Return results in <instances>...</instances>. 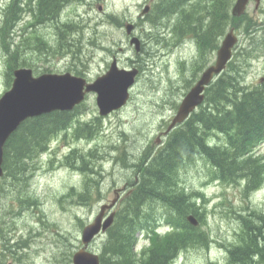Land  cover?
I'll use <instances>...</instances> for the list:
<instances>
[{
    "label": "rangeland",
    "instance_id": "1",
    "mask_svg": "<svg viewBox=\"0 0 264 264\" xmlns=\"http://www.w3.org/2000/svg\"><path fill=\"white\" fill-rule=\"evenodd\" d=\"M144 1L64 0L55 18L51 19L38 16V0H0V96L12 85L13 79L10 84L8 82L9 73L13 76L14 71L9 69L10 64L12 67L16 65L15 68L31 67L36 73L71 71L78 74L80 71L86 73L88 80L105 73L115 59L119 68H137L139 71L130 88L127 104L109 115H99L95 93L87 95L76 119L91 122L101 117L96 120L102 123L101 134L76 139L72 131L63 132L47 152L32 161L37 168L31 165L23 172L27 179L20 186L14 185L8 176L0 179V264H74V253L84 246L83 228L94 221L101 204L113 199L115 188L127 185L126 180L134 177L132 167L127 168L123 160L118 164L112 156L127 151L134 161L144 148H159L166 140L164 131L176 114L175 108L186 90L200 77L202 63L208 65L216 59V50L203 58L197 39H191V36L182 37L174 47L158 45L156 25L150 20L137 21V33L145 42L143 49L137 50L136 45L125 37L123 26L125 20L137 18ZM11 4L19 18L10 30L3 33L5 10ZM247 13L257 21L256 27L264 29V0L258 6L252 0ZM163 19L159 25L166 24L168 30H173L172 19ZM167 28H162L160 34L165 35ZM73 31H78L79 35L75 34V41L72 39L76 45L69 43ZM235 33L239 36L235 49L238 52L250 38L238 28ZM177 36L179 34L173 30V37L176 39ZM4 39L10 41L16 57H8ZM261 40L257 38V42ZM248 59L243 60L242 79L246 84L256 85L264 78V50ZM190 75L193 82L191 80L189 87L183 89ZM214 137L219 139L216 135ZM73 148L78 152L89 151L86 154L90 165L97 172H84L66 164L65 156ZM91 150L93 154H90ZM257 154L264 160V143L258 147ZM211 171L212 165L201 156L180 171L186 189L198 190L203 196L198 203H203L201 210L205 224L202 226L209 233L210 244L182 250L173 264H228V249L239 243L244 226L247 227L245 219H252L250 224H254L253 227L255 224L264 227V182L259 189L245 196L242 184L220 181L212 176ZM93 175L98 179L96 182L92 180ZM85 187L93 190L87 203L81 200ZM18 197L32 199L35 205L27 206ZM162 212L163 209L159 208L158 215L161 216ZM170 228L161 221L155 229L164 237ZM104 236L105 233L99 235L89 250L100 254ZM137 236L136 250L140 252L143 247L150 246L147 232H138ZM257 264H264V259Z\"/></svg>",
    "mask_w": 264,
    "mask_h": 264
},
{
    "label": "trees",
    "instance_id": "2",
    "mask_svg": "<svg viewBox=\"0 0 264 264\" xmlns=\"http://www.w3.org/2000/svg\"><path fill=\"white\" fill-rule=\"evenodd\" d=\"M235 1L159 0L150 13L153 24H159L165 17L171 20L176 15L171 20V29L179 34L176 39L182 36L197 39L203 58L219 47L220 37L229 29L238 28L250 39L235 52L236 58L229 62L226 71L207 88L204 105L170 132L159 148H144L134 161H131L127 151L112 156V160L117 159L118 164L123 160L127 168L132 167L134 177L126 181L129 184L127 188H131L124 193L123 199L121 197L122 201L119 200L114 223L105 233L100 253L101 264H173L182 250L210 244L209 233L201 226L205 215L198 200L203 196L198 190L188 191L180 179V171L194 163L199 156L212 165L214 178L225 183L242 184L245 196L262 186L264 160L257 154V149L264 143V81L256 85L244 83L242 60L264 50V29L256 27L257 21L247 12L239 17L234 16L232 7ZM63 2L38 0V16L54 19ZM5 11L3 33L10 30L19 18L12 4ZM163 27L167 28L166 25ZM169 31L166 35H156L155 40L161 44L174 43L173 31ZM257 38L262 40L257 42ZM206 40L209 42L206 43ZM4 48L9 58L16 57L8 39H4ZM205 66L202 63V69ZM9 67L14 70L16 65L12 67L10 64ZM12 79L10 72L9 84ZM83 106L79 105L72 111L55 110L29 118L13 132L5 146L4 169L5 176L10 177L14 185L20 186L25 182L27 176L23 172L31 165L37 168L32 163L33 159L47 152L63 132L72 131L76 139L92 138L103 132L102 123L96 121L101 117L91 122L76 119ZM86 153L73 148L65 156V163L84 172L94 170ZM90 154H93V150ZM93 179L95 182L98 180ZM92 191L85 187L81 192L82 202H88ZM98 191L100 194L99 187ZM18 198L27 206L35 205L32 199ZM159 208L163 209L161 216L158 215ZM187 214H195L200 225L194 226L186 220ZM161 221L171 227L164 237L155 229ZM251 221L250 218L245 219L247 227L242 239L228 249V264H257L264 259V227L256 224L253 227ZM138 232H148V236H151L150 246L140 252L136 250Z\"/></svg>",
    "mask_w": 264,
    "mask_h": 264
},
{
    "label": "water",
    "instance_id": "3",
    "mask_svg": "<svg viewBox=\"0 0 264 264\" xmlns=\"http://www.w3.org/2000/svg\"><path fill=\"white\" fill-rule=\"evenodd\" d=\"M251 0H236L232 8L234 16L245 13ZM257 5L261 0H255ZM146 11V10H145ZM128 33L134 24L126 25ZM238 37L231 29L222 41L217 52V60L202 73L200 79L184 96L178 111L168 126L165 134H169L176 126L183 123L191 113L205 100V90L214 78L221 74L233 56ZM131 43L141 49V41L134 36ZM138 69L119 68L116 59L109 70L97 77L93 82L86 78L67 73H43L35 76L31 68L21 67L14 71L12 86L0 97V178L4 175L5 145L10 136L30 117H37L55 110L71 111L85 100L87 93H97L99 113L106 116L125 106L130 98V88L136 81ZM125 190V187H124ZM123 188L115 190L116 196L108 203L101 205L93 222L87 224L82 231L84 246L73 255L74 264H101L100 255L89 250L98 235L106 232L115 220V208ZM111 212L106 216V211ZM188 221L199 225L194 214L187 216Z\"/></svg>",
    "mask_w": 264,
    "mask_h": 264
},
{
    "label": "bare ground",
    "instance_id": "4",
    "mask_svg": "<svg viewBox=\"0 0 264 264\" xmlns=\"http://www.w3.org/2000/svg\"><path fill=\"white\" fill-rule=\"evenodd\" d=\"M183 4H184V3H183ZM186 5H187V4H186ZM183 7H184V6H183ZM161 8H162V7H161ZM181 8H182V7H181ZM181 8H180V9H181ZM174 9H175V8H174ZM176 10H177V9H176ZM182 10H183V9H182ZM176 13H177V12H176ZM175 16H176V15H175ZM177 16H178V15H177ZM151 17H152V16H151ZM172 17H173V16H172ZM167 18H168V17H167ZM173 19H175V18H173ZM163 20H164V19H163ZM166 20L168 21L169 18L166 19ZM166 20H165V21H166ZM165 21H163V22H165ZM68 23H69V22H68ZM151 23H152V22H151ZM168 23H169V22H168ZM145 24H146V23H145ZM148 24H149V23H148ZM67 25H68V24H67ZM69 25H70V24H69ZM154 25H156V33H155V34H157V35H162V34H159V31H160V33H163V32H161V29L164 28V27H162L163 23H162L161 26H160L159 24H154ZM165 25H166V24H165ZM163 26H164V25H163ZM150 27H151V26H150ZM161 27H162V28H161ZM149 29H150V28H149ZM151 29H152V28H151ZM159 29H160V30H159ZM154 30H155V29H154ZM163 30H164V29H163ZM172 31H173V30H171V32H172ZM73 32H74V31H73ZM169 32H170V31H169L168 28H167V33H169ZM74 33H75V32H74ZM153 33H154V31H153ZM72 34H73V33H72ZM76 34H77V33H76ZM81 34H82V33H81ZM77 35H78V34H77ZM165 35H166V34H165ZM168 36H169V34H167V37H168ZM73 37H74V36H73ZM78 37H79V35H78ZM80 37H82V35H80ZM182 37H185V36H182ZM182 37L178 38L177 41L175 40L174 43H163V44H161V43H157V44H158V45H163L164 47H168V46H172V47H174V46H177V45H178V43H179V41H181V38H182ZM75 40H76V38H75ZM75 40H74V41H75ZM145 40H146V39H145ZM183 40H184V39H183ZM183 40H182V41H183ZM146 41H147V40H146ZM80 42H81V40H80L78 43H80ZM122 42H123V41H122ZM122 42H121V43H122ZM250 42H251V41H250ZM115 43H116V42H115ZM119 43H120V42H119ZM119 43H118V44H119ZM248 43H249V42H248ZM76 44H77V43H76ZM76 44H74V45H76ZM74 45H72V46H74ZM70 46H71V45H70ZM121 46H122V44H121ZM249 46H250V45H249ZM71 48L74 49V47H71ZM113 48H114V47H113ZM73 49H71V50L73 51ZM109 49H111V48H109ZM115 49H116V48H115ZM117 49H118V48H117ZM122 49H123V48H122ZM248 49H249V47H248ZM119 50H120V49H119ZM75 51H77V50H75ZM78 51H79V49H78ZM109 52H111V51H109ZM243 52H244V51H243ZM113 53H114V51H113ZM113 53H111V54H113ZM58 55H59V54H58ZM58 55H57V56H58ZM61 56H62V55H61ZM242 61H243V60H242ZM248 61H249V59L247 60V62H248ZM241 63H242V62H241ZM241 63H240V64H241ZM249 63H251V62H249ZM243 64H244V63H243ZM206 66H207V65H206ZM240 66H242V65H240ZM244 67H245V66H244ZM244 70H245V69H244ZM195 71H198V69L195 70ZM245 71H246V70H245ZM243 72H244V71H243ZM190 76H191V75H190ZM194 77H195V76H194ZM192 78H193V76H191V77H189L188 79L185 80V86H184L183 89H186V88L189 87L188 85H189L190 81L192 80ZM217 79H218V78H217ZM246 79H247V78H246ZM248 81H249V80H248ZM192 82H193V80H192ZM187 90H188V89H187ZM187 90H186V92H187ZM184 91H185V90H184ZM206 92H207V91H206ZM182 93H183V92H182ZM206 94H207V93H206ZM181 95H182V94H181ZM179 96H180V95H179ZM206 97H207V96H206ZM182 98H183V97H182ZM177 99H178V98H177ZM215 99H216V98H215ZM175 101H176V100H175ZM175 101H173V103H174ZM203 105H204V104H203ZM175 109H177V108H175ZM198 110H199V109H198ZM102 129H103V128H102ZM102 129H101V130H102ZM100 134H101V133H100ZM209 134H210V133H209ZM161 139H162V138H161ZM163 141H164V140H163ZM114 144H115V143H114ZM119 144H120V143H119ZM116 145H117V143H116ZM166 146H167V145H166ZM170 149H171V148H170ZM131 159H132V157H131ZM33 160H34V159H33ZM30 161H31V160H30ZM92 161H93V160H92ZM115 161H116V160H115ZM93 162H94V161H93ZM95 163H96V162H95ZM162 163H163V162H162ZM71 164H72V163H71ZM154 164H155V163H154ZM72 165H73V164H72ZM95 165H96V164H95ZM87 166H88V165H87ZM74 167H75V166H74ZM91 167H92V166H91ZM157 168H158V167H157ZM129 169H130V168H129ZM162 169H163V168H162ZM90 170H91V169H90ZM87 172H88V170H87ZM89 173H91V172H89ZM103 174H104V173H103ZM154 174H155V173H154ZM26 175H27V174H26ZM26 175H25V176H26ZM102 176H103V175H102ZM94 177H95V176L93 175V178H94ZM127 179H128V178H127ZM93 180H94V179H93ZM135 180H136V179H135ZM99 181H100V180H99ZM126 181H128V180H126ZM124 182H125V181H124ZM99 183H100V182H99ZM93 185H94V184H93ZM117 185H118V184H117ZM122 185H123V182H122ZM127 185L129 186V184H127ZM106 186H107V185H106ZM106 186H105V187H106ZM120 186H121V185H120ZM98 187H99V186H98ZM118 187H119V186H118ZM101 188H102V187H101ZM106 188H107V187H106ZM130 188H131V187H130ZM130 188H129V189H130ZM129 189H128L127 191H129ZM97 192H98V191H97ZM102 192L104 193L105 191H102ZM123 195H124V194H123ZM89 198H90V197H89ZM249 199H250V198H249ZM198 201H199V200H198ZM197 204H198V203H197ZM202 204H203V203H202ZM202 204H201V205H202ZM133 206H134V205H133ZM203 206H204V205H203ZM25 209H27V208H25ZM27 211H29V210H27ZM130 213H131V212H130ZM187 215H188V214H187ZM194 215H195V214H194ZM237 215H238V214H236V216H237ZM238 216H239V215H238ZM144 217H145V216H144ZM125 218H126V217H125ZM237 218H238V217H237ZM128 219H129V218H128ZM160 220H161V219H160ZM186 220H187V219H186ZM237 220H240V219H237ZM126 221H127V220H126ZM154 222H155V221H154ZM166 222H168V221H166ZM113 223H114V222H113ZM202 223H204V221H203ZM239 223L241 224V222H239ZM204 224H205V223H204ZM160 225H161V224H160ZM160 225H159V226H160ZM163 225H164V224H163ZM152 226H154V225H152ZM156 226H157V224H156ZM168 226H169V224H168ZM201 226H202V225H201ZM243 226H244V225H243ZM244 227H246V226H244ZM155 228H156V227H155ZM165 228H166V227H165ZM165 228H164V229H165ZM134 229H135V228H134ZM148 229H149V228H148ZM150 229H151V228H150ZM153 229H154V227H153ZM170 229H171V228H170ZM241 229H242V228H241ZM243 229H244V228H243ZM151 230H152V229H151ZM245 230H246V228H245ZM143 231H144V230H143ZM166 232H167V231H166ZM168 232H169V231H168ZM15 233H16V232H14L13 234L15 235ZM104 233H106V232H103V233H101V234L104 235ZM141 233H142V232H141ZM147 233H148V232H147ZM242 233H243V230H242ZM101 234H100V235H101ZM143 234H144V233H143ZM148 234H150V233H148ZM151 234H152V233H151ZM156 235H157V234H156ZM98 236H99V235H98ZM98 236H97V237H98ZM160 236H161V235H160ZM97 237H96V238H97ZM138 237H139V236H138ZM143 237H146V235H144ZM148 237H149V236H148ZM150 237H151V236H150ZM240 237H241V236H240ZM240 237H239V240L242 239V238H240ZM95 240H96V239H95ZM95 240H94V241H95ZM94 241H93V242H94ZM147 241H148V240H147ZM237 241H238V240H237ZM93 242H92V243H93ZM239 242H240V241H239ZM92 243H90V245H91ZM146 244H148V243H146ZM148 245H149V244H148ZM144 246H145V244H144ZM99 248H100V247H99ZM143 248H144V247H143ZM143 248H142V250H143ZM146 249H147V248H146ZM146 249H145V250H146ZM227 249H228V248H227ZM74 251H75V250H74ZM74 251H73V252H74ZM227 252H228V251H227ZM254 260H255V259H254Z\"/></svg>",
    "mask_w": 264,
    "mask_h": 264
},
{
    "label": "flooded vegetation",
    "instance_id": "5",
    "mask_svg": "<svg viewBox=\"0 0 264 264\" xmlns=\"http://www.w3.org/2000/svg\"><path fill=\"white\" fill-rule=\"evenodd\" d=\"M158 2V0H145L143 3H144V6H143V8L140 10V12L138 13V16H137V18L134 20V19H127V20H125V22H124V26H123V28L125 29V37L127 38V39H129V42H130V40L132 39V37L134 36V35H136V36H138L139 38H140V40H141V43H142V49H143V47H144V45L143 44H145V42H143V40L141 39V37L142 36H140V35H138V33H137V27H138V25H139V23L137 22L138 20H141V22H145L146 20H150V13L152 12V10H153V8H154V6H155V4ZM101 9V8H100ZM146 10V11H145ZM60 15H61V13H60ZM130 22H132V23H134V30L131 32V33H128V31L126 30V25L128 24V23H130ZM119 26H121V25H119ZM78 31H76L75 33H73V35H72V37H70L69 38V43H71V44H74V41H72V39L73 40H75V38H76V33H77ZM74 36V37H73ZM195 39V38H194ZM114 58H116V57H114ZM118 61V60H117ZM67 72V71H66ZM69 72H71V71H69ZM79 73L77 74L76 73V75H78V76H82V77H85L86 78V73H82V72H80V71H78ZM58 73H63L62 71H60V72H58ZM73 73V72H72ZM73 74H75V73H73ZM99 76V75H98ZM91 80H93V79H91ZM0 240H1V236H0Z\"/></svg>",
    "mask_w": 264,
    "mask_h": 264
}]
</instances>
